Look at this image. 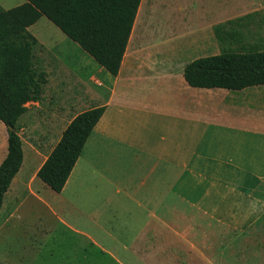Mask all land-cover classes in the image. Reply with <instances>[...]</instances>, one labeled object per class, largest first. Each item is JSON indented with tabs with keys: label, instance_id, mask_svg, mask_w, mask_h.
Here are the masks:
<instances>
[{
	"label": "crops",
	"instance_id": "0c3cea01",
	"mask_svg": "<svg viewBox=\"0 0 264 264\" xmlns=\"http://www.w3.org/2000/svg\"><path fill=\"white\" fill-rule=\"evenodd\" d=\"M169 12L185 24L184 50L207 41L218 47L214 27L234 37L255 29L264 0H176ZM228 21L237 24L227 29ZM260 39L264 48V28ZM129 43L116 76L83 51L94 62H83L89 77L97 78L75 108H44L41 99L25 104L17 121L23 159L0 207V264H264V85L191 87L186 64L143 61L141 49L126 59ZM100 106L68 179L54 192L38 169L73 117ZM25 133L43 137L30 141ZM7 137L0 121V163ZM30 199L53 223L34 227L23 219ZM55 231L62 237L49 243Z\"/></svg>",
	"mask_w": 264,
	"mask_h": 264
},
{
	"label": "trees",
	"instance_id": "16d2710c",
	"mask_svg": "<svg viewBox=\"0 0 264 264\" xmlns=\"http://www.w3.org/2000/svg\"><path fill=\"white\" fill-rule=\"evenodd\" d=\"M140 2L24 0L8 9L0 6V121L8 133L7 154L0 163V207L23 159L17 121L27 102L41 99L48 82L46 71L36 64L35 49L41 44L28 27L41 16L46 17L98 65L116 76ZM214 35L221 44L234 39L222 25L214 27ZM183 78L196 88L241 90L264 85V48L241 46L195 58L185 65ZM103 111L102 106L94 107L74 116L38 169L37 177L54 192L62 190Z\"/></svg>",
	"mask_w": 264,
	"mask_h": 264
},
{
	"label": "rangeland",
	"instance_id": "374dc122",
	"mask_svg": "<svg viewBox=\"0 0 264 264\" xmlns=\"http://www.w3.org/2000/svg\"><path fill=\"white\" fill-rule=\"evenodd\" d=\"M161 1L141 0L137 26L130 39L126 59L134 49H141L143 51V61L172 62L180 66L195 58L218 54L228 48L238 50L241 49V46L247 47L250 45L261 48L260 31L264 28V14L257 15L255 29H244L239 36L234 37L233 41H225L219 44L218 47L207 41L199 48L184 50L183 47L189 40L186 36L185 24L175 22L169 12V3L171 1L176 2V0H164V3ZM162 9L165 10L163 18L161 16ZM235 24L237 22H232L229 25L231 27H227V29L232 28ZM31 32H38L41 41H43L41 46L35 49L36 64L39 68L47 71L46 73L49 75V83L44 87L40 100L41 105L44 108L50 106L57 111L64 108H75L78 105V101L75 100H83L86 97L83 87L91 85V81L95 84L97 78L89 77L83 62L86 59L91 63L94 62L46 17H42L38 23L32 26ZM97 76L99 77V75ZM83 107L79 106L76 111ZM48 119H51V116H48ZM24 137L30 141L38 142L41 141L43 135L40 134L36 138L31 137V135L27 136L25 133ZM23 207V211H20L19 214L23 215V219L26 217L33 222L34 227L38 226L37 223H47L46 225H48L54 221L47 208L36 199H30ZM17 231L19 240L22 234L20 223H18ZM61 237L62 234L58 231L48 233L49 243ZM48 248L49 245L40 248V254H47L46 250ZM38 263L42 264L41 262Z\"/></svg>",
	"mask_w": 264,
	"mask_h": 264
},
{
	"label": "bare ground",
	"instance_id": "6f19581e",
	"mask_svg": "<svg viewBox=\"0 0 264 264\" xmlns=\"http://www.w3.org/2000/svg\"><path fill=\"white\" fill-rule=\"evenodd\" d=\"M141 8V2H140V5H139V8H138V11H137V15H136V19H135V22H134V25H133V29H132V33H131V36H130V39L132 38V35H133V33H134V29H135V27L137 26V18H138V13L140 12V9Z\"/></svg>",
	"mask_w": 264,
	"mask_h": 264
}]
</instances>
